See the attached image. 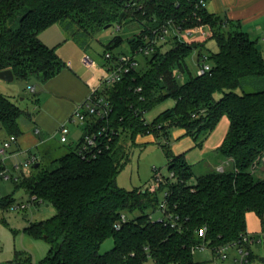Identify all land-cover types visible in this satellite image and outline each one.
Masks as SVG:
<instances>
[{
  "label": "trees",
  "instance_id": "trees-1",
  "mask_svg": "<svg viewBox=\"0 0 264 264\" xmlns=\"http://www.w3.org/2000/svg\"><path fill=\"white\" fill-rule=\"evenodd\" d=\"M199 2L0 0V72L9 70L14 79L27 83L43 84L63 68L55 50L39 39L41 32L56 24L68 30L74 23L84 31L95 25L120 27L125 22L141 27L131 37H114L106 46L109 52L123 40L133 52L155 39L168 23L182 31L210 30L203 43L168 38L165 44L171 45L166 51L158 46L145 58L144 72H132L105 90L112 106L110 123L120 133L109 150L92 161H83L70 150L53 160L56 167L52 170L42 169L36 161L31 175L10 176L15 185L19 181L31 204L47 203L56 211L23 230L49 244L39 264H145L148 259L154 264H194L191 247L202 241L203 229L209 246L223 245L245 233L246 213L264 215V177L255 173L264 158V59L256 41L225 18L208 13ZM209 40L217 48L207 57L210 71L192 75L186 60L196 54L199 63ZM244 86L261 89L243 92ZM168 99L174 102L172 108L152 122L143 119ZM23 113L0 93V126L8 136L21 135L18 120ZM223 117L229 127L215 150L222 160L217 170L196 176L182 155L168 158L173 179L159 190L171 193L170 212L178 216L180 228L153 223L146 211L157 210V192L126 191L116 185L119 165L114 152L120 138L133 142L137 134L146 133L158 138L160 133L166 135L167 128L182 127L197 142ZM43 149L42 158L54 150L51 143ZM3 170L0 166V173ZM12 201L11 196L0 198V208L6 210ZM133 213L139 215L132 217ZM122 215L125 222H121ZM107 239L113 240V248L100 253ZM14 264L32 263L30 258H17Z\"/></svg>",
  "mask_w": 264,
  "mask_h": 264
},
{
  "label": "rangeland",
  "instance_id": "rangeland-1",
  "mask_svg": "<svg viewBox=\"0 0 264 264\" xmlns=\"http://www.w3.org/2000/svg\"><path fill=\"white\" fill-rule=\"evenodd\" d=\"M207 2V1H206ZM69 22V21H65ZM129 22L121 23L120 27L116 25H104L101 27L92 26L89 30H79L78 27L71 23L67 33L75 38L81 45L85 52L96 59L100 65L105 64L104 53L107 52V44L114 37L120 36L122 38L131 37L140 31V26L136 24H129L135 26L134 30L127 29ZM127 29V30H126ZM55 30V29H51ZM207 37V32H203ZM209 39V37H208ZM169 43H164L161 47V51H166L170 47ZM262 46L261 54L264 59V42H259ZM205 50H203V56L208 57L209 52H215L217 50L213 40H209L206 44ZM114 55L120 53L129 54L126 41L119 46H115L111 49ZM136 59L139 63L137 68L138 72H144L147 69L145 65V58L137 55ZM187 66L192 75H196L198 71L199 63L196 60V54H191L187 60ZM208 64L209 62L206 61ZM36 90L34 93H27L26 83L19 79H15L12 83H6L0 80V93L4 96L9 94L8 88L18 87L22 92H26L24 98L29 101L31 97V113L33 108L37 109L34 103L35 99H41L42 83L32 81ZM261 89L260 87H248L244 86L243 92H254ZM237 93H241V90H237ZM10 97H13L12 95ZM9 99L13 103H19L17 98ZM219 98V95L216 96ZM8 98V97H7ZM28 104V102H27ZM174 105L173 100L168 99L156 105L147 114H145V120L149 123L153 119L157 118L161 112L166 109L172 108ZM36 113V112H35ZM34 115V114H32ZM31 115V116H32ZM229 127V121L226 117L220 119L216 127L205 137L200 138L195 142L190 135L186 134V131L182 127H170L166 129V135L160 133L159 137L153 133L137 134L133 142L127 137H121L119 148L114 152V159L119 165V173L116 177V185L118 188L130 191L133 189L147 190L152 185L154 177V169L157 170L163 177L168 176V158L182 155V159L193 167L194 174L196 176L205 175L212 171L217 170L216 166H220L222 160L215 154V150L222 145L224 138L226 137ZM59 138V137H58ZM72 139L71 137L69 138ZM53 145L49 156L41 158L40 154L44 150L41 148L39 152L38 161L42 169L52 170L56 167L53 160L63 156L70 150L74 149V144L70 148L59 144L56 140L50 142ZM36 154V152H33ZM37 159V158H36ZM262 166L259 165V169L256 170L258 177H264V158L262 159ZM18 163L22 167L24 162L22 159L18 160ZM27 168V167H26ZM32 171L33 167L30 166ZM20 173V171H19ZM21 174V173H20ZM21 177V175H18ZM15 179V178H14ZM163 190L157 191V197L159 201L162 199ZM11 196L13 201L10 206L2 213L5 223L0 222V258L9 257L8 261H15L17 258L30 257L32 264H39V262L47 255L49 250V244L43 239H32L23 232L24 228L31 223L44 221L56 214L55 209L47 204L40 203L39 205H33L30 202L29 196L26 191L20 186L19 181L15 185L12 179L4 180L0 179V198ZM24 205V210L18 209L19 206ZM146 213L154 218H160V213L156 210L151 213L149 210ZM139 213H133L131 216H137ZM127 218L131 217L126 215ZM31 242L35 245L31 246ZM32 243V244H33ZM113 248V240L107 239L100 246L99 252L105 253ZM256 253V251H254ZM194 259L197 264H213V256L210 250L206 249L202 252L196 251L194 253ZM145 264H154L152 259H148Z\"/></svg>",
  "mask_w": 264,
  "mask_h": 264
},
{
  "label": "crops",
  "instance_id": "crops-1",
  "mask_svg": "<svg viewBox=\"0 0 264 264\" xmlns=\"http://www.w3.org/2000/svg\"><path fill=\"white\" fill-rule=\"evenodd\" d=\"M205 7L208 13L225 18L236 25L251 40L258 44L260 41L262 42L264 0H207ZM127 29L134 30L135 26L128 25ZM203 32H207V37ZM208 37H210V30L203 27L193 33L189 43H203L207 41ZM39 39L47 47L55 50L63 68L57 75L42 84L41 99L34 100L37 109L33 108L32 113L31 97L29 101H26L24 98L26 92H22L18 87L8 88L13 97H10L9 94H6V97L17 98L19 103L16 104L24 113L18 120L22 133L13 141H10V136L0 126V151L4 149L5 144H8V148L4 149L3 154L0 153V166L4 168L0 173L2 179H4L2 174L17 178L18 175L29 176L33 173L30 167L26 168L24 165L21 167L18 160L22 159L25 164L31 156H35L38 161L39 154L37 152L45 145L50 144L52 140L61 144L58 138L59 126L66 123L76 107L86 99L90 89L96 87L104 76L103 66L85 52L83 45L67 33V28L65 29L64 25L56 24L49 27L39 34ZM26 86L27 93H31L28 87H34L33 82L26 83ZM34 89L36 90V87ZM66 126L69 129L68 139L70 137L72 139H69L68 145H61L70 148L81 137L84 126L77 123H66ZM40 157L42 158L41 154ZM4 211L0 208V222L2 223H5L2 214ZM245 232L255 238L253 244L249 246L250 264H264V215L260 218L253 212L246 213ZM32 243L31 246L34 247L35 244ZM6 260H9V257L0 258V264H14V261L5 262ZM194 264H197L195 259Z\"/></svg>",
  "mask_w": 264,
  "mask_h": 264
},
{
  "label": "built area",
  "instance_id": "built-area-1",
  "mask_svg": "<svg viewBox=\"0 0 264 264\" xmlns=\"http://www.w3.org/2000/svg\"><path fill=\"white\" fill-rule=\"evenodd\" d=\"M202 6L205 5V0L199 2ZM119 28V27H117ZM203 27H197L191 30L182 31L180 28L168 23L165 27L160 29V33L156 35L155 39L149 40L144 46L138 47L133 52L129 51V54L120 53L114 55L107 51L104 53L105 64L103 65L104 76L99 80L96 87L90 89V92L86 99L76 107L70 117L67 119L68 124H80L84 126V131L81 137L74 145V152L83 161H92L102 155L105 151L110 149V145L113 140L119 136V130L115 129L109 120L112 106L108 99V96L104 93L106 89L111 88L120 82L123 78L132 72L137 71L139 63L136 59L137 55L147 58L151 56L155 47L167 42L168 38L177 37L179 40L189 43L194 32L201 30ZM264 42V36L262 38ZM201 64H199L197 75H203L210 71V65L206 62L207 57L202 56ZM29 92L34 93V87H28ZM145 120V115L144 118ZM147 122V121H146ZM65 124H62L58 128L59 142L64 145L69 144L68 134L69 129ZM14 137H10V141H13ZM8 148V144L4 145V149ZM4 149L0 151L3 154ZM37 161L35 156H31L26 161L24 167H30ZM5 180L11 179L10 175L4 176ZM173 179V173L168 172L167 177H163L161 173L154 169V177L152 185L147 189L150 193L157 192L161 186H167V181ZM161 201L158 202L157 211L160 213V218L154 219L150 215V220L155 224H162L166 226L170 224L171 228H180L178 224V216L170 212V195L167 190H163ZM26 206L21 205L18 209L24 210ZM126 217L121 216V222H125ZM119 229V225L115 226ZM205 229L202 230V241L191 247V253L196 251L210 250L213 256L214 264H250L251 253L249 246L253 244L255 238L248 234H241L237 240L223 244L209 246L204 240Z\"/></svg>",
  "mask_w": 264,
  "mask_h": 264
},
{
  "label": "water",
  "instance_id": "water-1",
  "mask_svg": "<svg viewBox=\"0 0 264 264\" xmlns=\"http://www.w3.org/2000/svg\"><path fill=\"white\" fill-rule=\"evenodd\" d=\"M109 26H110V25H108V26H106V27H109ZM256 49L260 51V50L262 49V46L258 44V45L256 46ZM0 80L3 81V82H6V83H12L13 80H14V76H13L12 72L9 71V70H7V71H2V72H0ZM37 167H38V164H36V165L34 166V168H37Z\"/></svg>",
  "mask_w": 264,
  "mask_h": 264
}]
</instances>
